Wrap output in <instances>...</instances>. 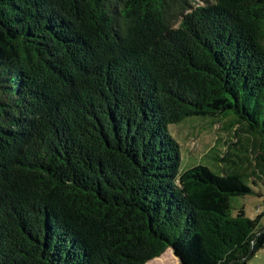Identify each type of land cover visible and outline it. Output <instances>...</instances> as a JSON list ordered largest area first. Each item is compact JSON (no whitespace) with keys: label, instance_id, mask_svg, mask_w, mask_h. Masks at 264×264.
Here are the masks:
<instances>
[{"label":"trees","instance_id":"obj_1","mask_svg":"<svg viewBox=\"0 0 264 264\" xmlns=\"http://www.w3.org/2000/svg\"><path fill=\"white\" fill-rule=\"evenodd\" d=\"M195 2L0 0V264L264 248L232 204L264 184V0ZM191 117L231 118L229 168L181 169Z\"/></svg>","mask_w":264,"mask_h":264},{"label":"rangeland","instance_id":"obj_2","mask_svg":"<svg viewBox=\"0 0 264 264\" xmlns=\"http://www.w3.org/2000/svg\"><path fill=\"white\" fill-rule=\"evenodd\" d=\"M204 3V0H197L194 5H204ZM230 119L216 120L210 117H191L170 127L171 136L180 144L182 158L180 166L182 170L200 164L207 165L215 172H218L217 166L230 167V164L219 161L226 156L229 143L235 142L232 135L234 130L225 127L231 121ZM215 153L219 155L218 159H214ZM248 184L254 189V194L243 198H233L232 204L236 208L243 206L247 215L251 219H255L259 215V212H257L258 207H261L264 211V184L259 183L254 186L250 181H248ZM261 225L264 226V216ZM166 254L167 262L162 263L161 260L162 262L151 264H179V261L174 258L169 250ZM248 264H264V248L259 250L248 261Z\"/></svg>","mask_w":264,"mask_h":264},{"label":"crops","instance_id":"obj_3","mask_svg":"<svg viewBox=\"0 0 264 264\" xmlns=\"http://www.w3.org/2000/svg\"><path fill=\"white\" fill-rule=\"evenodd\" d=\"M261 195V194H260ZM258 212V211H257ZM264 214V211H262V212H259V214ZM167 253V252H166ZM164 254L163 256H160V257H158V258H156L155 260H153V261H150L149 263L147 262L146 264H151V263H153V262H162V263H165V262H167V260H166V257H167V254ZM175 259H177L176 257H174ZM162 260V261H161Z\"/></svg>","mask_w":264,"mask_h":264},{"label":"water","instance_id":"obj_4","mask_svg":"<svg viewBox=\"0 0 264 264\" xmlns=\"http://www.w3.org/2000/svg\"><path fill=\"white\" fill-rule=\"evenodd\" d=\"M168 250H169V252H171V253L174 255V257H176V258H177V256L174 254V252H173V250H172V249H168ZM168 250H167L166 252H168ZM166 252H165V253H166ZM165 253H164V254H165ZM177 260L179 261V259H178V258H177ZM243 261H244V260H243ZM179 262H180V261H179ZM179 262H178V263H179ZM179 264H180V263H179Z\"/></svg>","mask_w":264,"mask_h":264},{"label":"built area","instance_id":"obj_5","mask_svg":"<svg viewBox=\"0 0 264 264\" xmlns=\"http://www.w3.org/2000/svg\"><path fill=\"white\" fill-rule=\"evenodd\" d=\"M257 211L262 212L263 210L261 209V207H258Z\"/></svg>","mask_w":264,"mask_h":264}]
</instances>
